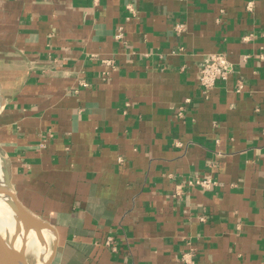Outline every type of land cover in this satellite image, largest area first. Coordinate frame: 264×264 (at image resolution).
<instances>
[{"label":"crops","instance_id":"obj_1","mask_svg":"<svg viewBox=\"0 0 264 264\" xmlns=\"http://www.w3.org/2000/svg\"><path fill=\"white\" fill-rule=\"evenodd\" d=\"M0 154L51 264H264V0H0Z\"/></svg>","mask_w":264,"mask_h":264},{"label":"water","instance_id":"obj_2","mask_svg":"<svg viewBox=\"0 0 264 264\" xmlns=\"http://www.w3.org/2000/svg\"><path fill=\"white\" fill-rule=\"evenodd\" d=\"M1 157L3 162L4 158L2 155ZM2 168L3 176L5 178L6 186L8 188L7 190L9 193V196H4V198L10 199L13 202L12 207L17 212L18 216H20L21 218L32 220L35 223L39 224L41 227L52 231L55 235H57L55 226H53L47 220L34 214L30 209L23 205L12 185L8 169L5 166H2ZM0 192L2 193V191ZM26 233L27 231L22 234L17 224L12 226L0 219V264H31L27 251ZM38 236L42 239L44 238V235L41 232H38ZM56 251L57 247L54 241V247L52 249L50 258L43 264H51L55 257Z\"/></svg>","mask_w":264,"mask_h":264},{"label":"bare ground","instance_id":"obj_3","mask_svg":"<svg viewBox=\"0 0 264 264\" xmlns=\"http://www.w3.org/2000/svg\"><path fill=\"white\" fill-rule=\"evenodd\" d=\"M0 158L2 162L1 155ZM7 189L8 188L6 186L5 178L3 176L2 164H0V191H2V193L0 192V219L12 226L17 224L22 234H24L27 231L26 238L30 237L31 235L33 236L35 235V237H37L38 240H35L32 244H30L28 239H26L27 251L28 254L34 253L39 259V264H43L50 258L51 255V252L49 251L50 240L55 238V234L52 231H49L41 227L39 224L35 223L32 220L21 218L20 216H18L17 212L12 207L13 202L10 199L4 198V196L5 197L9 196ZM38 232L39 233L41 232L44 235L43 239L38 236ZM43 244L47 248L45 249L46 251L43 249Z\"/></svg>","mask_w":264,"mask_h":264},{"label":"built area","instance_id":"obj_4","mask_svg":"<svg viewBox=\"0 0 264 264\" xmlns=\"http://www.w3.org/2000/svg\"><path fill=\"white\" fill-rule=\"evenodd\" d=\"M233 64L223 53L210 54L201 68L200 85L204 90L212 89L220 80L226 81L233 73ZM190 185H198L203 189H212L216 182L212 178H196ZM109 246L115 247V239L109 237L106 241Z\"/></svg>","mask_w":264,"mask_h":264},{"label":"rangeland","instance_id":"obj_5","mask_svg":"<svg viewBox=\"0 0 264 264\" xmlns=\"http://www.w3.org/2000/svg\"><path fill=\"white\" fill-rule=\"evenodd\" d=\"M0 164H2V166H4V162H1V158H0ZM30 232V231H29ZM29 234V233H28ZM31 234V233H30ZM29 243L32 244L35 240H38L37 237H35V235H31L30 237L27 238ZM53 241L54 239L50 240V245H49V251L52 253V249H53ZM29 244V245H30ZM43 249H47L46 246L43 244ZM46 251V250H45ZM29 260L31 264H39V259L38 257L34 254V253H29Z\"/></svg>","mask_w":264,"mask_h":264}]
</instances>
